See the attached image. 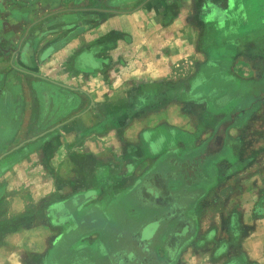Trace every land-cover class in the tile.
<instances>
[{"label":"crops","instance_id":"crops-1","mask_svg":"<svg viewBox=\"0 0 264 264\" xmlns=\"http://www.w3.org/2000/svg\"><path fill=\"white\" fill-rule=\"evenodd\" d=\"M82 1L88 0H0V156L4 158L2 164L9 166L4 185L9 187V193L5 194L1 187L0 199L12 198L18 205L16 210L8 212L0 209V216L23 211V195L20 199L15 193L18 183L27 184L24 189L29 186L40 189L36 196L40 193L39 196H44L53 192V183L60 180L64 183L63 190H71L77 212L87 209L76 205L77 196L84 193L96 199V208L86 210L90 213L89 234L109 229L110 225L100 221H112L113 207L127 214L119 218L121 222H130L128 216L133 209L130 197L142 200L150 196L155 203L154 213L169 211L175 206L171 217L165 218L167 227L186 223L183 217L194 216L205 191L226 178H222L224 170L221 172L225 166L219 163L233 166V171L226 170L225 176H234L246 167L244 164L254 161L241 159L245 155L241 151L243 146L228 133L259 110L251 103L256 93L264 90V10L257 12L256 0H250L248 11H241L244 4L234 0L233 8H229L230 13L238 11L234 17L229 14L236 22L233 45H226L224 36L219 34L218 43H210V35H203L197 46L190 23L194 18L189 14L191 8L178 5L176 0H145L140 3L141 7L136 6L130 12H107L100 19L95 10L103 8L82 7ZM219 19L217 14L208 26ZM246 30L252 32L250 37L243 34ZM211 44H215L213 50L209 48ZM200 52L238 56L233 73L220 67V60L225 57L217 56L215 66L210 62L202 64L201 75L208 77L206 81L211 74L216 79H225L224 82L227 80L230 92L234 91L231 98L240 104L246 102V108L239 115L234 114L237 119L232 125L217 130L222 153L216 156L222 157V162L215 165L216 156L207 158L203 176L192 178L191 182L175 173L172 180H180L181 184L173 187L158 176L156 180L161 185L152 197L135 188L141 185V178L133 187L129 181L134 179L137 166L156 172V165L164 154L174 151L178 155L184 150L177 142L164 143L162 131L167 128L174 131L171 127L177 124L178 117L176 105H166L164 109L162 102L167 99L169 104L177 102L176 65L186 62L190 70L194 54ZM222 112L219 115L224 117ZM238 128L241 126L237 125ZM189 139L187 154L196 147ZM13 149L16 150L5 156ZM254 149H257L253 152L256 157L264 145ZM41 159L42 165L47 166L44 172L38 168ZM3 176L0 173V179ZM260 180L264 182V177ZM230 190L231 187L225 194L228 197ZM25 196L33 200L28 192ZM253 196H258L257 191ZM166 197H170L169 202H158ZM183 200L186 205L181 203ZM144 206L147 207L146 203ZM97 214L104 218H97ZM85 219H81L79 226ZM156 222V230L150 236L161 227V219ZM233 225L236 229L239 226L235 220ZM5 228L8 227L0 226V236ZM24 233L19 232L27 239ZM28 241L23 242L26 248L31 243ZM251 242L252 239L244 237L240 243L245 252L250 250ZM121 256H125L123 262L129 260L128 252Z\"/></svg>","mask_w":264,"mask_h":264},{"label":"rangeland","instance_id":"rangeland-1","mask_svg":"<svg viewBox=\"0 0 264 264\" xmlns=\"http://www.w3.org/2000/svg\"><path fill=\"white\" fill-rule=\"evenodd\" d=\"M143 1L145 0H88L87 3L82 1L81 6L130 10ZM176 1L178 5H182L184 8H191L189 14L194 16V18L192 17L193 21L190 22L193 24L195 32L194 44L199 46L203 35H210V43L213 41L218 43L219 38L216 36L220 34V36H224L226 45H233L236 34L233 24L236 22L233 18L230 19V15L234 17L238 11L235 10V13H230L232 9L229 8H233L234 0ZM241 2L244 4L241 11H248L250 0H241ZM254 5L257 12L264 10V0H256ZM95 11H97V18L99 19L102 14L107 13L101 9ZM217 14H220L218 22L208 26ZM243 34L250 37L252 32L246 30L243 31ZM214 46L215 44H211L209 48L213 50ZM233 55L231 53L200 52L194 54L190 70L186 68V62L176 65L177 73L174 75L177 82L175 89L178 100L169 104L170 100L167 99L162 104L164 109L168 105H171L170 107L176 105L175 112L178 121L171 128H174V131L177 128V131L174 132L167 128V130L162 131V137L164 143L177 142L184 150L178 155L174 151L164 154L156 165V172L152 170L149 172L145 169L146 167L137 166L134 179L129 181L130 187L138 184V178H141L142 181L139 182L141 185L157 190L159 189L157 185H161L155 181L158 176L162 178L163 183L173 187L181 184L180 180L178 182L175 181V178L172 180L175 173H178L179 178L185 177L191 182L192 178L203 176V166L206 165L207 158L211 159L213 156L222 153L221 140H218V143L216 140L217 130L219 128L223 130L225 125L226 127L232 125L237 119L236 115H239L246 108V102L240 104L231 98L234 91L230 92L227 80L224 82L225 79H216L214 74H211L210 81H206L208 77L204 78L201 75V66L207 62L215 66L217 56H224L225 59L220 60V67H226L229 73H233V64L238 58L237 55ZM211 67H209L210 71L213 70ZM262 87H264V83ZM192 91L193 93H190ZM256 94L257 97L251 104L258 106L259 110L252 117L237 124L241 128L236 129V125L228 133L231 138L243 146L241 151L245 155H242L241 159H249V161L253 159L254 161L249 165L244 164L246 167L234 176L232 174L225 176L226 170L231 169L233 171V166L230 167L223 163L222 157H215V165L216 162L220 161L222 163L219 164L223 165L221 167L225 166L221 172L224 170L222 178H226H223L219 185L217 183L212 184L208 192L205 191V195L201 197L202 200L198 204L197 212L187 219L184 232L182 228L179 229L181 233L183 232V237H176L177 229H175L174 224L172 227H167L165 222V218H170L174 213L171 210H176L175 206L170 207L169 211L154 213L152 206L155 203L150 196H146L142 200L137 197L129 198V203H132L133 207L130 216H128L130 222H121L119 218L122 215L125 218L127 214L119 213L113 207L114 217L112 221L107 219L100 221L110 225L109 229L103 232L99 231L97 234H89L90 215L88 214L90 213H86V210L96 208L94 205L96 199L93 196H85L84 193L77 196L76 205L81 204L87 207L83 212H77L75 202L72 201L73 197H70L71 190L69 188L63 190L64 183L60 180H55L54 189L51 190L53 192L44 196H39L42 193L36 196L41 190L30 187V182H27L29 189H24L27 184L20 182L23 186L18 183L15 193L19 195L20 199L23 195V211L18 214L12 211L15 213H6L3 214L4 216H0V226L6 225L8 227L3 229L2 236H0V264H264V182L260 180L264 177V150H258L256 157H254L257 150L254 148L264 145V90H259ZM185 96L187 99H184ZM223 108H226L225 112L221 111ZM218 111L220 114L222 112L224 117L219 115ZM218 123L219 125H217ZM188 139L194 141L196 146L195 151L190 152V154L185 153L188 148ZM214 141L215 143L212 144ZM207 148H210L211 155L207 153ZM15 150L7 151L5 156L10 155ZM168 150L169 148H167ZM205 152L206 154L203 155ZM3 160L4 158L1 156L0 173L4 176L0 179V188L2 187L4 193L7 194L9 187L4 185L7 184L8 177H5V172L9 166L6 168L7 165L2 164ZM41 161L42 159L40 165L37 166L41 172H44L47 166H43ZM145 170L146 173L144 174ZM238 174L239 177H237ZM55 175L57 178L58 174L55 173ZM230 187L232 191L230 190L231 195L228 197L225 194ZM232 187L234 188L232 189ZM255 189L258 196H253V193L256 192ZM44 190L47 188L45 187ZM199 190L201 193V189ZM26 192L33 199L32 201L26 198ZM134 194L135 191H133ZM190 197L189 195L188 198ZM169 200L170 197H166L159 199L158 202L167 203ZM145 203L147 207H143ZM181 203L186 205V200ZM0 205V209L4 212L16 210L18 207L12 198L6 197L0 199ZM99 216L104 218V216L97 214V218ZM82 218H86L85 222L79 226ZM159 218L162 222L156 234L145 235L144 230L147 227H156V219ZM234 220L239 224L237 229L233 225ZM155 230L153 228L154 232ZM24 231V234H27L28 242H31L27 247L28 249L23 245V242L27 240L25 235L19 234V232ZM138 233L141 234L140 240L136 237ZM249 235L252 242L251 245H248L250 250L245 252L240 243L244 237H248L250 240ZM77 236L80 238H76ZM139 241L141 245H139ZM125 251L129 253V260L123 262L122 259L125 256L123 257L121 254Z\"/></svg>","mask_w":264,"mask_h":264},{"label":"trees","instance_id":"trees-1","mask_svg":"<svg viewBox=\"0 0 264 264\" xmlns=\"http://www.w3.org/2000/svg\"><path fill=\"white\" fill-rule=\"evenodd\" d=\"M222 149V148H221ZM214 154L216 153V151L215 152H213ZM206 154V152L203 154V155H205ZM203 163V162H202ZM204 169V168H203ZM204 172V171H203ZM155 181H157L159 184H160V181H158V180H156V178H155ZM158 186V185H157ZM158 188H159V186H158ZM137 190H139V191H141V192H143L142 190H144V191H146L149 195H151L152 197L155 195V193L157 192L156 190H155V188H150L149 186L148 187H146V186H143V185H141V186H137ZM158 190V189H157ZM155 197V196H154ZM74 200V199H73ZM63 214V213H62ZM188 218L187 217H183V221L184 220H187ZM186 222V221H185ZM186 223H180L178 226H176L175 227V229H177V231L175 232V236L176 237H183L184 235H183V232H184V229H185V225ZM183 229V232L181 233L180 231H179V229ZM187 229V228H186ZM179 231V232H178ZM187 233V232H186ZM141 234H137V239H141L140 236ZM146 240V239H145ZM147 242H148V240H147ZM139 243H140V241H139ZM139 245H141V243L139 244ZM145 247V246H144Z\"/></svg>","mask_w":264,"mask_h":264},{"label":"water","instance_id":"water-1","mask_svg":"<svg viewBox=\"0 0 264 264\" xmlns=\"http://www.w3.org/2000/svg\"><path fill=\"white\" fill-rule=\"evenodd\" d=\"M142 6V4H140L139 6H137L136 8H138V7H141ZM102 10H104V11H106V12H130L131 10H128V11H121V10H116V9H107V8H103ZM32 25V24H31ZM30 25V26H31ZM29 26V27H30ZM29 29V28H28ZM28 29H27V31H26V33H25V36H26V34H27V32H28ZM58 126V125H57ZM35 137H37V136H35ZM34 137V138H35ZM1 157V156H0ZM153 228H155L154 226H151V227H147V229L146 230H144V234L145 235H151V232H153Z\"/></svg>","mask_w":264,"mask_h":264},{"label":"flooded vegetation","instance_id":"flooded-vegetation-1","mask_svg":"<svg viewBox=\"0 0 264 264\" xmlns=\"http://www.w3.org/2000/svg\"><path fill=\"white\" fill-rule=\"evenodd\" d=\"M217 138H218V140H219V136H218Z\"/></svg>","mask_w":264,"mask_h":264}]
</instances>
